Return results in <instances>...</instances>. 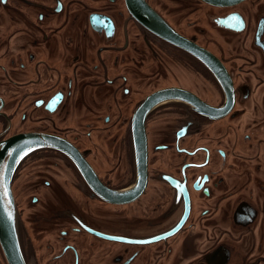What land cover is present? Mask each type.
Masks as SVG:
<instances>
[{
	"label": "flooded vegetation",
	"instance_id": "1",
	"mask_svg": "<svg viewBox=\"0 0 264 264\" xmlns=\"http://www.w3.org/2000/svg\"><path fill=\"white\" fill-rule=\"evenodd\" d=\"M35 136L25 264H264V0H0V159Z\"/></svg>",
	"mask_w": 264,
	"mask_h": 264
},
{
	"label": "water",
	"instance_id": "2",
	"mask_svg": "<svg viewBox=\"0 0 264 264\" xmlns=\"http://www.w3.org/2000/svg\"><path fill=\"white\" fill-rule=\"evenodd\" d=\"M145 11L143 14L135 15L142 24L147 27H159L163 30L164 28L162 27H167L160 17L153 12ZM154 105V102H149L148 109ZM40 143V137L35 136L26 142L10 144L4 150L5 158L0 159V244L9 264H25V260L20 246L17 214L13 204V193L10 184L2 185V176L8 171L11 165L12 170H14L15 165L21 160V157L27 155V152L33 150Z\"/></svg>",
	"mask_w": 264,
	"mask_h": 264
}]
</instances>
